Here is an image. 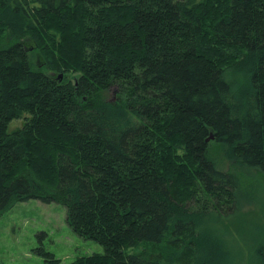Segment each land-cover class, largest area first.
<instances>
[{"label":"trees","instance_id":"obj_1","mask_svg":"<svg viewBox=\"0 0 264 264\" xmlns=\"http://www.w3.org/2000/svg\"><path fill=\"white\" fill-rule=\"evenodd\" d=\"M0 42V213L63 205L105 249L71 264H236L201 228L240 210L214 147L264 173V0H0Z\"/></svg>","mask_w":264,"mask_h":264},{"label":"rangeland","instance_id":"obj_2","mask_svg":"<svg viewBox=\"0 0 264 264\" xmlns=\"http://www.w3.org/2000/svg\"><path fill=\"white\" fill-rule=\"evenodd\" d=\"M6 45L7 42H0V47ZM27 47L35 68H43L40 53L31 44ZM108 98H116V93H109ZM23 123L24 120L12 122L10 130L22 127ZM212 152L218 168L232 172L240 182V210L221 223L205 224L201 231L207 237L220 236L225 248L236 257V264H257L256 250L264 246V173L232 165L217 147ZM42 251L54 254L59 264L105 253L98 242L74 233L63 205L29 200L0 213V264H48L49 259L39 254Z\"/></svg>","mask_w":264,"mask_h":264},{"label":"water","instance_id":"obj_3","mask_svg":"<svg viewBox=\"0 0 264 264\" xmlns=\"http://www.w3.org/2000/svg\"><path fill=\"white\" fill-rule=\"evenodd\" d=\"M213 139H214V136L212 135V136L208 139V141L213 140Z\"/></svg>","mask_w":264,"mask_h":264}]
</instances>
